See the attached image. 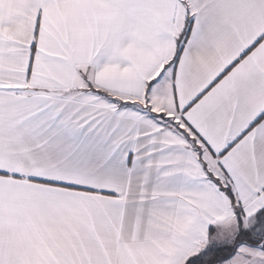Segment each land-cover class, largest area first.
I'll return each mask as SVG.
<instances>
[{
	"label": "snow or ice",
	"instance_id": "1",
	"mask_svg": "<svg viewBox=\"0 0 264 264\" xmlns=\"http://www.w3.org/2000/svg\"><path fill=\"white\" fill-rule=\"evenodd\" d=\"M0 264H264V0H0Z\"/></svg>",
	"mask_w": 264,
	"mask_h": 264
}]
</instances>
